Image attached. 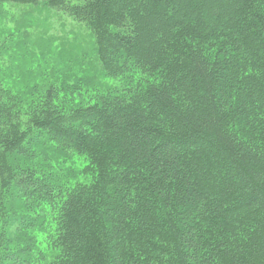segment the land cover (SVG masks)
Instances as JSON below:
<instances>
[{
	"label": "trees",
	"instance_id": "1",
	"mask_svg": "<svg viewBox=\"0 0 264 264\" xmlns=\"http://www.w3.org/2000/svg\"><path fill=\"white\" fill-rule=\"evenodd\" d=\"M1 2L84 22L121 85L0 80V264H264V0Z\"/></svg>",
	"mask_w": 264,
	"mask_h": 264
},
{
	"label": "rangeland",
	"instance_id": "2",
	"mask_svg": "<svg viewBox=\"0 0 264 264\" xmlns=\"http://www.w3.org/2000/svg\"><path fill=\"white\" fill-rule=\"evenodd\" d=\"M75 78L82 81L79 100L84 102H90L89 97L95 92L121 85L119 78L107 74L98 63L94 38L84 22L44 2H1L2 85L13 96L17 95L18 101L30 98L31 102L45 88L71 86ZM72 163L85 168L87 160L74 155ZM79 177L84 180L81 174ZM1 223L0 218V227ZM51 230L34 232L36 243L47 259L55 254L48 245Z\"/></svg>",
	"mask_w": 264,
	"mask_h": 264
}]
</instances>
